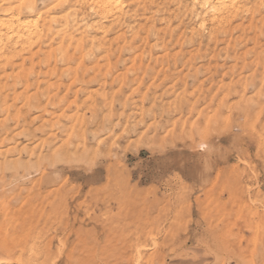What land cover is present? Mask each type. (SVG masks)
<instances>
[{"label":"rangeland","instance_id":"obj_1","mask_svg":"<svg viewBox=\"0 0 264 264\" xmlns=\"http://www.w3.org/2000/svg\"><path fill=\"white\" fill-rule=\"evenodd\" d=\"M137 6L118 27L160 33L135 67L0 87V264H264V9L209 39L178 0Z\"/></svg>","mask_w":264,"mask_h":264},{"label":"bare ground","instance_id":"obj_2","mask_svg":"<svg viewBox=\"0 0 264 264\" xmlns=\"http://www.w3.org/2000/svg\"><path fill=\"white\" fill-rule=\"evenodd\" d=\"M76 1H77V3H72L70 0H0V87L1 86H7V85L14 86V85H18V84L30 86L33 83L35 84V82H38V80H39V76H40L39 74H41L39 71H41V69L44 70V67H46L47 69H50V70H55V71L60 70V71H62V73L64 72V74L65 73L66 74L67 73H69V74L73 73L72 76H70V78H69V79H71L70 82L76 81L77 79L82 81L83 78L82 79L80 78L81 75L78 73L79 71H82L85 69L87 70L89 67H91L90 69H92V68L93 69L94 68L99 69L102 66H103V68L105 67L108 69H111L112 67L114 68V67H116L117 63H119V60H121V58L122 59L124 58L122 56L125 53H127V54L130 53L132 55L133 58H132L131 66L135 67L137 65V58L138 57L140 58L141 56H143L144 51L148 47V46L146 47V45H148V43H149L148 42L149 38L153 35H157L158 33H160L157 29L156 22L154 21L156 15L155 16L152 15L150 17L149 16L145 17L146 18L145 23H141V24H139V26H137L138 24L137 25L135 24L134 27H131L132 29H129L130 27H128L127 30L128 29L131 30L130 35L129 34L127 35L126 28H125V30L123 29L124 24L121 25L123 28H120L121 26L119 25V27H118V25H117L119 22L122 21V19H125V17H126L125 15H127L126 14V12L128 11L127 10V4L132 3L134 5L146 7L148 2L151 3L152 0H93V1H95L94 4H92V3L91 4H78V2L82 3V0H76ZM84 1H86V0H84ZM157 3H158V0H157ZM178 3H179L178 8H180V12L178 13V15L176 17H181L182 14H185L188 11H189V13L191 12L193 16H194V13L197 15H200V20H199V24H198L200 28L207 25L206 21H208V19H210L212 21L213 25L211 27L212 29L210 28L211 34L209 33V35H210L209 39H211V35H215L220 31L226 32L228 30V26L231 24V21L233 20L234 17L238 16L240 13L244 15L245 12L242 13V11H244V10L247 11V9H248L255 15V13H257V12L260 14L262 12L261 9H264L263 8L264 7V0H189L188 2L187 1L185 2L184 0H178ZM249 4H251V5H249ZM85 5L87 6V8L89 7L91 10H93V12L96 14L95 19H87L82 14L81 8ZM159 6L161 7V4ZM129 7L130 6L128 5V8ZM158 9H159V7H158ZM158 11L160 12V10H158ZM138 12H139V10H138ZM159 12H157V13H159ZM262 13L260 14V15H262L261 20H264V16H263L264 13L263 14ZM154 14H155V12H154ZM180 14H181V16H180ZM247 15L248 14H245V17ZM159 18H161V20H162V16ZM166 18L169 19V17H166ZM181 18L183 19V16ZM195 19H196V17L194 18V21H195ZM163 20H164L163 22H167L165 19H163ZM256 21H260L259 18ZM180 22L181 21H179V23ZM196 22L198 23V19ZM237 22H239V21H237ZM208 23H210V22H208ZM261 23H262V21H261ZM261 23H259V24L261 25ZM194 24L192 25V22H191V24H189V26L192 25L191 29L196 25V24L195 25ZM255 24L257 25V23H255ZM231 25L233 26V24H231ZM161 26H163V25H161ZM166 26H167V24L165 25V28H166ZM248 26H247V29H248ZM158 27L160 28V26H158ZM168 27H170V26H168ZM183 27H185V26H183ZM240 27H241V29L246 28V27L242 28L241 23H240ZM174 28H173V30H174ZM258 28H259V26H258ZM160 29L162 30V28H160ZM182 29H184V28H182ZM186 29H187V26H186ZM195 29H196V26H195ZM195 29L193 28L192 32L188 30L191 33H189V32H187V33L191 34V36L194 34H197L196 33L197 30L195 31ZM249 29H248V31H249ZM171 30H169V31H171ZM209 30H208V32H209ZM163 31H164V29H163ZM198 32H200V31H198ZM204 32H200V33H204ZM236 32H237V30H236ZM251 32H253V31H251ZM185 33H184V35L186 36L187 34H185ZM242 33H243V31H242ZM245 33H247V31ZM165 34H166V32H165ZM165 34H163V35L166 36ZM181 34H182V32H181ZM179 35H180V32H179ZM219 35H221V33ZM169 36L170 35H168V38H170ZM185 36H184V38H186ZM258 36H259V34H258ZM157 37H159V36L157 35ZM195 37H196V35H195ZM199 37H200V35H199ZM229 37H231V36H229ZM249 37H250V35H249ZM161 38L163 39V37H161ZM177 38H180V37L178 36ZM189 39L191 40V38H189ZM166 40H168V39H166ZM186 40H187V38H186ZM231 40H232V38H231ZM252 40H254V39H252ZM162 41H160V42H162ZM177 41H178V39H177ZM246 41H247V38H246ZM257 42H256V46L258 45ZM163 43H164V41L162 42V45H163ZM181 43H182V41H181ZM181 43H180V47L181 46L183 47L184 44L181 45ZM215 43H216V39H215ZM174 44H176V43H174ZM176 45H179V44H176ZM199 45H201V44H199ZM231 45L233 48V44H231ZM260 45L261 44H260V40H259L258 47ZM167 46H168V44H167ZM225 46H227V45H225ZM154 47H156V45ZM159 47H160V45H159ZM197 47H199V46H197ZM260 47H262V45ZM151 48H153V44L151 45ZM236 48L238 50V47H236ZM239 48H241V47H239ZM160 49H162V48H160ZM188 49H190V48H188ZM163 50H164V48H163ZM196 50H198V49H196ZM260 50H258V51H260ZM213 51H214V49H213ZM231 51H232V49H231ZM154 52H153V54H154ZM167 52H169V50L163 52V54L165 55ZM251 52H253V51H251ZM251 52H250V54H251ZM145 53H146V51H145ZM181 53H182V51H181ZM192 53H194V51H192ZM230 53L231 52H229L228 54H230ZM241 53H243V50ZM263 53H264V51H263ZM150 54H151V51L149 52L148 55H150ZM163 54L161 53V56ZM168 54L169 53H167V55ZM178 54L180 55V52ZM167 55H165V56H167ZM243 55L244 54H242V56ZM252 55L254 56L255 53H253ZM113 56H117V60H115V61L112 60ZM260 56H262V54ZM129 59H130L129 61H131V58H129ZM144 59H146V58H144ZM154 59H155V57H154ZM234 59H235V56H234ZM102 60H104V61L102 62ZM243 60L244 59L238 60V61H243ZM256 60H257V58H256ZM145 61L146 60H144V63H145ZM167 61H169V60H167ZM123 62H121V63H123ZM141 62H142V60H140L139 63H141ZM254 62H255V60H254ZM259 62L261 63V61H259ZM139 63H138V65H139ZM147 63H146V65H147ZM150 63H152V62L150 61ZM163 63H164V61H163ZM141 64H143V63H141ZM246 65L248 66V64H246ZM249 66H250V64H249ZM262 66H263V64H261V68H262ZM142 67H144V66H142ZM258 67L259 66L254 68V70L256 69V71H257ZM45 70L42 72L44 73ZM55 71L53 74L54 76H56L58 74V72H57V74H55ZM253 72H252L253 75L257 73V72L256 73L255 72L253 73ZM43 73H42V75H43ZM48 73H50V71H48ZM259 73H262V72H259ZM69 74H67V75H69ZM116 74H118V73H116ZM258 75H260V74H258ZM44 76H45V74H44ZM46 76H47V73H46ZM63 76H65V75H63ZM254 76H256V75H254ZM50 78H48V79H50ZM62 79H63V77H62ZM93 79H95V78H93ZM93 79L91 78V80H93ZM244 79H246V78H244ZM46 81H48V80L46 79L45 82ZM259 81H260V79H259ZM77 82L79 83V81H77ZM82 82L84 83L85 81H82ZM242 82H245V81L243 80ZM263 82H264V79L262 81L261 86L264 85ZM39 84H41V83H39ZM248 85H249V83H248ZM257 87H259V86H257ZM259 91H260V89H259ZM0 94H1V92H0ZM257 94H259V93H257ZM263 95L264 94L261 93V96H263ZM257 97H260V95L259 96L257 95ZM2 101L6 102L5 100H2ZM0 102H1V100H0ZM1 103H2V105L0 104L1 106H5V105H3V102H1ZM6 110H9V109H6ZM20 113H21V111H20ZM9 114L11 116V114H13V112L10 113V110H9ZM7 116H8V113H7L5 119L10 117V116H8V117ZM5 129H6V127L4 128V130ZM8 132H10V131H8ZM1 133L3 134V132H1ZM6 138H4V139H6ZM1 140H2V138H1Z\"/></svg>","mask_w":264,"mask_h":264}]
</instances>
